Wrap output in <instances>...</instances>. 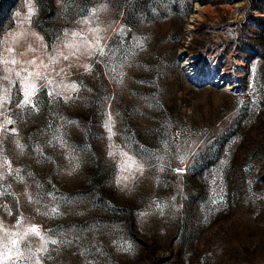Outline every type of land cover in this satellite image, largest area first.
Listing matches in <instances>:
<instances>
[{"label":"rangeland","instance_id":"1","mask_svg":"<svg viewBox=\"0 0 264 264\" xmlns=\"http://www.w3.org/2000/svg\"><path fill=\"white\" fill-rule=\"evenodd\" d=\"M0 174L2 264H264V0H0Z\"/></svg>","mask_w":264,"mask_h":264},{"label":"snow or ice","instance_id":"2","mask_svg":"<svg viewBox=\"0 0 264 264\" xmlns=\"http://www.w3.org/2000/svg\"><path fill=\"white\" fill-rule=\"evenodd\" d=\"M30 11H31V9H30ZM73 35H76V33H73ZM97 45H99V41H97ZM98 51H99V54L101 56H105L106 55L105 49L103 47H98ZM65 59H67V57H65ZM35 76H36L37 79H46V77L43 74L39 73V72L35 73ZM47 83H48V85H51L52 81L51 80H48ZM70 87L72 88L73 91H77L78 90L77 85H75V84L71 85ZM38 91H39V89L36 87L35 84H31V85L25 84V86H24V100L21 102V107H23L25 105L32 104V98L35 97V95L37 94ZM49 95L50 96L51 95H59V93L58 92L54 93V92L50 91L49 92ZM6 123H9L10 124V123H12V121L11 120H8V121H6ZM105 128L108 130L109 139H111V137L113 135H115V133L112 131V117H111V114H109L108 120L105 122ZM14 131H15V129H13V132ZM61 143H63L62 140H61ZM18 146L19 147H22V145H18ZM109 155H113V153L110 152ZM122 155L127 156V153H122ZM128 161H131V163H128ZM133 166H136V170L142 171V166L136 165V162L133 160L132 157H128L127 158V161H125L124 163H122L120 165L122 171L123 170H126V169L127 170H131L133 168ZM0 178H2V174H0ZM20 179H23V178L20 177ZM122 179H125L126 180L127 177H122ZM117 182L119 183V180ZM3 194L4 193L0 192V195H3ZM157 207H162V206L157 205ZM51 212H52V214H58V211L55 208H53L51 210ZM30 231L32 233H35L36 235H40V233L38 231V228L35 225H33L31 227ZM16 243L17 242L15 240L12 241V245L14 247H15ZM51 243L52 244H57L58 242L56 240H51ZM43 250L46 251L47 249L44 248ZM0 264H2V262H0ZM37 264H39V261H37Z\"/></svg>","mask_w":264,"mask_h":264},{"label":"bare ground","instance_id":"3","mask_svg":"<svg viewBox=\"0 0 264 264\" xmlns=\"http://www.w3.org/2000/svg\"><path fill=\"white\" fill-rule=\"evenodd\" d=\"M199 9V5L198 4H196L195 6H194V10H193V12L191 13V18L193 19L194 18V16H196L197 14H196V11Z\"/></svg>","mask_w":264,"mask_h":264},{"label":"built area","instance_id":"4","mask_svg":"<svg viewBox=\"0 0 264 264\" xmlns=\"http://www.w3.org/2000/svg\"><path fill=\"white\" fill-rule=\"evenodd\" d=\"M190 70H191V67H190Z\"/></svg>","mask_w":264,"mask_h":264}]
</instances>
